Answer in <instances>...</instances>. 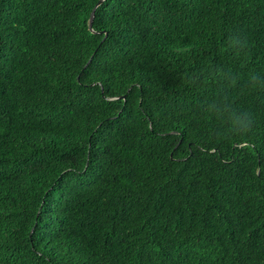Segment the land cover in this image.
I'll return each mask as SVG.
<instances>
[{
  "label": "trees",
  "instance_id": "obj_1",
  "mask_svg": "<svg viewBox=\"0 0 264 264\" xmlns=\"http://www.w3.org/2000/svg\"><path fill=\"white\" fill-rule=\"evenodd\" d=\"M99 1L0 0V264H264V0Z\"/></svg>",
  "mask_w": 264,
  "mask_h": 264
},
{
  "label": "water",
  "instance_id": "obj_2",
  "mask_svg": "<svg viewBox=\"0 0 264 264\" xmlns=\"http://www.w3.org/2000/svg\"><path fill=\"white\" fill-rule=\"evenodd\" d=\"M104 2V0H102V2H101V0L98 2V4L96 5V7L98 6V5H100V4H102ZM94 16H95V12L93 11V13H92V17H91V24H90V27H91V29H93V26H92V23H93V20H94ZM120 97H124V96H120Z\"/></svg>",
  "mask_w": 264,
  "mask_h": 264
},
{
  "label": "snow or ice",
  "instance_id": "obj_3",
  "mask_svg": "<svg viewBox=\"0 0 264 264\" xmlns=\"http://www.w3.org/2000/svg\"><path fill=\"white\" fill-rule=\"evenodd\" d=\"M101 2H102V0H101Z\"/></svg>",
  "mask_w": 264,
  "mask_h": 264
}]
</instances>
